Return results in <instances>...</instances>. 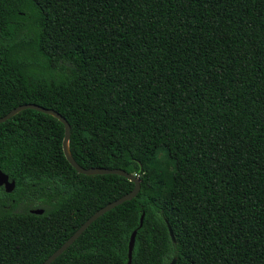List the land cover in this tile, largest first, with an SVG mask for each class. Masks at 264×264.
I'll return each instance as SVG.
<instances>
[{"label": "trees", "instance_id": "16d2710c", "mask_svg": "<svg viewBox=\"0 0 264 264\" xmlns=\"http://www.w3.org/2000/svg\"><path fill=\"white\" fill-rule=\"evenodd\" d=\"M24 104L139 185L50 264H126L134 230L130 264H264V0H0V117ZM62 137L30 109L0 123V264L42 263L133 187L78 174Z\"/></svg>", "mask_w": 264, "mask_h": 264}, {"label": "water", "instance_id": "95a60500", "mask_svg": "<svg viewBox=\"0 0 264 264\" xmlns=\"http://www.w3.org/2000/svg\"><path fill=\"white\" fill-rule=\"evenodd\" d=\"M30 109L37 112H40L42 114L49 115L51 117H54L59 123H61L63 127V137L61 140V149L63 156L66 160V162L78 173L85 176H92V175H118L121 177L126 178L128 181L133 183L132 189L126 193L125 195H122L121 197L115 199L114 201H111L104 205L103 207L96 210L92 215H90L56 250H54L42 263L40 264H50L57 256H59L74 240L77 239V237L88 227L90 223H92L96 218L104 214L105 212L111 210L112 208L120 205L121 203L125 201H129L132 198H134L138 192L139 185L138 180L130 174L125 173L124 171H121L119 169H106V168H87L83 169L79 167L70 157V154L67 149V140H68V131L69 127L67 123L64 121V119L58 115L56 112L50 110V109H44L42 107H39L34 104H24L19 105L10 111H8L5 115L0 117V123L4 122L5 120L11 118L13 115L18 113L19 111ZM0 187H2L3 191L5 193H10L13 190L14 182L12 180H9L7 175L2 173L0 171ZM30 214L34 215H40L42 213V210L40 209H32L29 210ZM142 221V215L139 218V223L137 228L141 226ZM168 234L170 239L173 241L172 234L170 228L167 226ZM135 231H132L128 243H127V252L126 257L127 261L126 264H130V256H131V250L133 247V241L135 236ZM169 264H174V259H172Z\"/></svg>", "mask_w": 264, "mask_h": 264}, {"label": "rangeland", "instance_id": "374dc122", "mask_svg": "<svg viewBox=\"0 0 264 264\" xmlns=\"http://www.w3.org/2000/svg\"><path fill=\"white\" fill-rule=\"evenodd\" d=\"M158 163H160V161H159ZM161 171H162V172L166 171V168H165V167H162V168H161Z\"/></svg>", "mask_w": 264, "mask_h": 264}]
</instances>
